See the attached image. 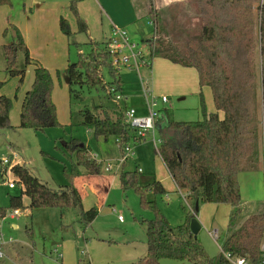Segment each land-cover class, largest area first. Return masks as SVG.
Instances as JSON below:
<instances>
[{
  "label": "rangeland",
  "instance_id": "rangeland-1",
  "mask_svg": "<svg viewBox=\"0 0 264 264\" xmlns=\"http://www.w3.org/2000/svg\"><path fill=\"white\" fill-rule=\"evenodd\" d=\"M36 1H44L45 6L37 7ZM57 1L0 2V81L3 82L1 93L13 101L10 111L11 126L0 129V160L9 158L5 173L4 165L2 166L0 161V207H9L10 196L21 191L18 177L11 170L16 163L25 164L35 176L53 188L67 184L77 187L82 197V205L81 208L71 207L64 210L49 206L31 208L30 198L24 195V207L19 209L20 213L12 217L14 210H9L6 218L0 223V251L3 253L0 256V264H135L147 254L146 224L147 220L155 216L153 208L147 202L154 201L172 225L186 222L188 215L194 211L191 209L192 203L186 198V191L176 185L159 153L161 135L157 129L156 145L152 141V132L148 133L143 142H129L132 152L122 165L120 160L123 151L120 141L113 135H95L91 128L80 123V110L87 107L96 113L111 112L118 109L119 104H126L128 109H136L135 106L139 104L147 110L142 76L156 94L169 95L167 104L160 102L161 112H168L167 115L174 120H197L203 117L202 101L207 112L216 111L212 90L209 86L199 85L194 68L186 69L195 72L194 77L169 74L159 65L161 62H169L162 57L153 58L149 67L142 66L140 74L136 69L120 67L121 94L124 99L119 104L114 96L110 98L101 87L74 83L70 88L65 73L67 62L75 63L81 55L87 54L92 48V39L102 47L106 34L102 31L101 15L93 8L89 10L91 17L94 14V20L90 22L92 34L89 30L75 32L74 37L69 38L61 31L65 38L63 42L68 38L69 45L64 56L55 58V50L61 46L54 34L52 21ZM148 1L146 0L147 4ZM84 2H87L85 4L88 8L91 7L89 0ZM135 4L141 7L145 0H136ZM141 11L147 13L146 8ZM145 14L139 15L140 18L132 29H127L135 36L134 41L149 59L146 40L154 33V24ZM104 19L107 25V19ZM41 20L45 21L43 33L40 32L38 24ZM13 25L28 33L34 44L33 57L50 70L54 79L53 99L57 105L59 123L44 130L19 126L23 98L34 81V66L26 65L24 53L19 52L17 64L18 68L25 69L24 79L10 76L7 72L2 45L11 43L16 38ZM73 26L77 29L76 20ZM57 27L60 30L59 25ZM103 75L107 82L112 79L109 66L103 67ZM168 86L171 88L167 89ZM70 89L73 90L72 95ZM139 94L140 102H136L135 96ZM147 113L148 110L144 114H137ZM74 138L90 146L91 155L95 156L98 162L101 161L99 174H90L79 163L76 153L71 154L68 151V145ZM124 152L128 153L127 150ZM108 165L112 167L110 171L106 170ZM74 167L82 174L75 175ZM124 170L138 172L142 192L132 186L123 189L121 173ZM155 179L163 184L164 193H154L150 187L146 188ZM9 181H13L16 187L10 188ZM239 183L243 213L237 223L241 224L249 214L264 207L262 158L255 168L240 171ZM233 210L229 203H199V211L195 215L202 228L198 237L209 257H217L222 253L224 242L230 234L229 222ZM82 213L87 215L88 221ZM13 222L17 227H13ZM214 229L219 232L218 239L211 234ZM159 264L195 263L165 258Z\"/></svg>",
  "mask_w": 264,
  "mask_h": 264
},
{
  "label": "trees",
  "instance_id": "trees-1",
  "mask_svg": "<svg viewBox=\"0 0 264 264\" xmlns=\"http://www.w3.org/2000/svg\"><path fill=\"white\" fill-rule=\"evenodd\" d=\"M70 7L77 21L76 32H88L89 25L80 14L78 0H71ZM179 12L183 18L190 17L191 12V17L198 18L197 33L191 35L190 28H187L185 34L174 35V15L172 26L168 28L169 20L164 10L157 8L154 0H149L146 14L154 24L153 36L146 40L150 61L162 57L196 69L199 85L209 86L212 90L216 111L207 112L202 101L201 119L174 120L167 115L168 112H162L157 120L156 129L161 135L159 153L178 188L186 191V198L194 211L185 223L172 225L154 201H148L155 216L146 224L147 254L135 264H159L165 258L195 264H233L225 253L244 258L247 264H263L264 207L249 214L241 224L237 222L243 213L239 173L243 169L255 168L262 158L264 0H184ZM59 25L67 37L74 36L67 18L61 16ZM13 26L16 38L2 45L7 72L24 79L25 69L18 68L17 64L19 52L24 53L26 65L34 66V81L23 98L19 126L44 130L59 123L53 99L54 79L50 70L32 57L19 27ZM91 45L90 51L81 55L77 62L68 63L65 73L69 87L74 83L101 87L111 98L114 95L108 92L111 88L121 92L119 69L112 64L107 41L102 47L93 40ZM104 66H109L112 76L108 82L104 79ZM2 84L0 81V129L11 126L13 106L12 99L1 93ZM72 91L70 89V95ZM125 108L126 104H119L118 109L111 112L96 113L86 107L80 110V123L91 128L95 135H113L120 139L124 153V146L135 137V130L125 122ZM67 149L71 154L76 153L79 163L90 174L101 172V163L91 155L90 146L74 138ZM3 167L5 173L7 168ZM11 170L18 177L21 191L10 196L9 207H0V218L11 209L24 207V195L30 198L31 208H81L82 197L77 187L67 184L53 188L35 176L25 164L16 163ZM74 174L82 173L74 167ZM121 185L123 189L132 186L142 192L137 171L124 170ZM149 187L154 193L165 192L157 179L146 188ZM197 200L199 203H229L234 208L229 222L230 234L217 257L207 255L201 240L190 229V221L197 213ZM82 214L88 221L87 215Z\"/></svg>",
  "mask_w": 264,
  "mask_h": 264
},
{
  "label": "crops",
  "instance_id": "crops-1",
  "mask_svg": "<svg viewBox=\"0 0 264 264\" xmlns=\"http://www.w3.org/2000/svg\"><path fill=\"white\" fill-rule=\"evenodd\" d=\"M89 1L91 3L90 4L91 7L89 6V8H88L87 4H85L87 2H84V0H78V8H79L81 16L87 21V23L89 25L90 34H92V28H91L90 22H91V20H94L93 19L94 14L91 17L89 10L94 8L95 12H97L99 15H101L102 24H103L102 31L106 34L104 37L105 41H108L113 27L125 28L128 31L130 38L132 40H136L135 36L133 34H131L127 28L132 29V26L138 21V18H140L139 15L145 14V13H142L141 9L142 8L148 9L149 1L147 4V2L145 0V4H142V6H141L142 8L137 6L138 4H135L136 0H89ZM182 1H184V0H154V3H155V6L157 8L164 10L165 16L167 15V19L169 20V21H167V26L170 25V26H168V28H170L172 26L171 25V20H172L171 18L174 15L176 22H174L173 24H175L176 27L173 30V34L178 32V34L183 35L186 33L187 28H190L189 30H190V33L192 35L194 33H197V31H198L199 20H198V18H194L191 16L185 17V18L182 17V13L179 12L180 9H178L180 7V3ZM70 2H71V0H58L56 10H55L54 15L52 17L53 26H54V34L57 36V38L61 42V46L55 50V55H54L55 58H60V57L64 56L66 47L68 48V45H69L68 38H67L66 42H63V40L65 38L61 35V28L59 25L61 16L65 17L69 20L73 32L77 31L75 26H73L76 18H75L74 14L71 10ZM35 4L37 5V7H44L45 6L44 1H38V2L36 1ZM145 15H147V14H145ZM103 16L107 19V25H105L106 21H105ZM89 17H91L90 20H89ZM172 21H174V20H172ZM44 23H45L44 20H41L38 23L40 26V32H42V33L44 32ZM57 25H59L60 30L58 29ZM21 32H22V30H21ZM22 34H23V37L25 39L27 46L29 47L30 54L33 57V55H35L34 44L30 40L29 35L26 31H23ZM63 35H65V34L63 33ZM152 36H153V34L150 35V37H152ZM150 37H148V38H150ZM92 40H94V39H92ZM167 61H169V60H167ZM69 62L70 61L67 62V65ZM170 63H172V64H170ZM67 65H66V67H67ZM159 65L163 66L169 74H179L180 76L185 75L186 78L194 77V75H195V72H192L191 68L183 67V66L176 64V63H173L171 61L161 62ZM186 69H191V70H186ZM170 88H171L170 86L167 87V89H170ZM164 91L168 92V90H164ZM163 95H166V94H163ZM167 96H169V95H167ZM135 99H136V102H140V94H139V96H135ZM135 107H136L137 113L144 114L147 112L145 106H143V105L138 104V106H135ZM161 114H162V112H161ZM220 114H221V116L223 115V113H220ZM12 225H13V227H17V224L14 222L12 223Z\"/></svg>",
  "mask_w": 264,
  "mask_h": 264
},
{
  "label": "built area",
  "instance_id": "built-area-1",
  "mask_svg": "<svg viewBox=\"0 0 264 264\" xmlns=\"http://www.w3.org/2000/svg\"><path fill=\"white\" fill-rule=\"evenodd\" d=\"M108 49L111 54L112 64L120 69L122 66L129 67L130 69H136L140 74V68L142 66H150L152 65V61L145 57L144 50L139 48V45L130 38L127 30L125 28L113 27L111 31V35L107 41ZM141 76V75H140ZM141 81L144 89V96L147 102V110L148 113L146 115H138L135 108L128 109L127 106L124 110V118L125 122H127L130 127L135 130V137L133 139L134 143L143 142L146 140V137L149 132H152V141L154 145L157 144V139L155 137L156 132V123L159 117L161 116V108L160 102L166 104L169 101L167 95H159L156 94L152 87H150L147 81L141 76ZM108 92L112 93L115 99L118 101V104L121 102L123 98L121 92H116L114 88H111ZM120 141V139H118ZM261 144H262V161L264 165V116L261 124ZM125 150L128 153H123V156L120 162L125 164L126 159L128 158L129 153L132 152V147L130 144L125 145ZM93 156V155H92ZM93 158L97 159L95 156ZM101 162V161H100ZM2 164L5 166L9 164V158H5L2 160ZM112 169L111 165L106 167L107 171ZM8 185L10 188L16 187V184L13 181H9ZM192 209V206H191ZM19 209L14 210L12 217L14 215L19 214ZM8 214V213H7ZM7 216V215H6ZM0 218V223L3 219ZM211 234L215 239L219 238V232L217 229H214ZM1 239V236H0ZM262 251H263V264H264V239L262 243ZM3 253L0 251V256ZM225 256L228 260H230L233 264H247L244 258H234L231 254L225 253Z\"/></svg>",
  "mask_w": 264,
  "mask_h": 264
},
{
  "label": "water",
  "instance_id": "water-1",
  "mask_svg": "<svg viewBox=\"0 0 264 264\" xmlns=\"http://www.w3.org/2000/svg\"><path fill=\"white\" fill-rule=\"evenodd\" d=\"M195 209H196V212L199 211V200H197L196 202ZM201 228H202V224L200 223L196 215H194L190 221V229L192 233L197 237Z\"/></svg>",
  "mask_w": 264,
  "mask_h": 264
}]
</instances>
